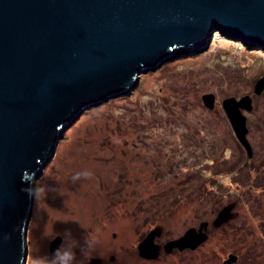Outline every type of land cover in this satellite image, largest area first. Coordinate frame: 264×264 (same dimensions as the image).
Segmentation results:
<instances>
[{
    "label": "rangeland",
    "instance_id": "374dc122",
    "mask_svg": "<svg viewBox=\"0 0 264 264\" xmlns=\"http://www.w3.org/2000/svg\"><path fill=\"white\" fill-rule=\"evenodd\" d=\"M232 36L215 30L204 47L140 72L131 89L92 103L66 127L35 179L24 264H39L65 229L96 239V257L115 255L102 264H222L230 253L232 264H264V89L255 90L264 45ZM210 92L213 108L202 98ZM246 95L252 156L223 106ZM231 202L236 215L214 227ZM203 223L209 238L196 249L139 255L156 225L163 244Z\"/></svg>",
    "mask_w": 264,
    "mask_h": 264
},
{
    "label": "water",
    "instance_id": "95a60500",
    "mask_svg": "<svg viewBox=\"0 0 264 264\" xmlns=\"http://www.w3.org/2000/svg\"><path fill=\"white\" fill-rule=\"evenodd\" d=\"M215 30L264 45V0H0V264L25 263L35 179L66 127L92 103L131 89L140 72L204 47ZM263 89L264 76L255 86ZM202 98L214 107L213 93ZM223 106L252 156L242 112L251 97H228ZM234 207L224 205L213 226L232 219ZM206 229L190 227L161 244L156 225L139 241V255L196 249ZM60 244L57 234L50 254ZM237 259L230 253L222 264Z\"/></svg>",
    "mask_w": 264,
    "mask_h": 264
},
{
    "label": "clouds",
    "instance_id": "9594fccd",
    "mask_svg": "<svg viewBox=\"0 0 264 264\" xmlns=\"http://www.w3.org/2000/svg\"><path fill=\"white\" fill-rule=\"evenodd\" d=\"M79 178L77 174L72 177V181L75 182ZM59 235L61 244L50 255L38 257L39 264H90V261L96 258L95 252L99 242L87 233L78 238L73 235L71 229H65Z\"/></svg>",
    "mask_w": 264,
    "mask_h": 264
},
{
    "label": "flooded vegetation",
    "instance_id": "af4514ba",
    "mask_svg": "<svg viewBox=\"0 0 264 264\" xmlns=\"http://www.w3.org/2000/svg\"><path fill=\"white\" fill-rule=\"evenodd\" d=\"M208 229V228H207ZM207 231V230H206ZM208 232V231H207ZM238 260V259H237Z\"/></svg>",
    "mask_w": 264,
    "mask_h": 264
},
{
    "label": "trees",
    "instance_id": "16d2710c",
    "mask_svg": "<svg viewBox=\"0 0 264 264\" xmlns=\"http://www.w3.org/2000/svg\"><path fill=\"white\" fill-rule=\"evenodd\" d=\"M215 33H217V32H215ZM28 255H29V254H28ZM28 255H27V256H28Z\"/></svg>",
    "mask_w": 264,
    "mask_h": 264
},
{
    "label": "bare ground",
    "instance_id": "6f19581e",
    "mask_svg": "<svg viewBox=\"0 0 264 264\" xmlns=\"http://www.w3.org/2000/svg\"><path fill=\"white\" fill-rule=\"evenodd\" d=\"M194 52V51H193Z\"/></svg>",
    "mask_w": 264,
    "mask_h": 264
}]
</instances>
